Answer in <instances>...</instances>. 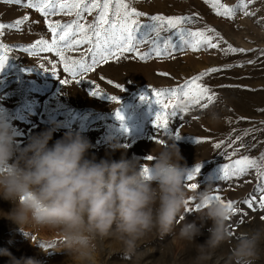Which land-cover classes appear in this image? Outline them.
<instances>
[{
	"label": "rangeland",
	"instance_id": "rangeland-1",
	"mask_svg": "<svg viewBox=\"0 0 264 264\" xmlns=\"http://www.w3.org/2000/svg\"><path fill=\"white\" fill-rule=\"evenodd\" d=\"M221 2L230 7L238 4V0ZM133 6L149 16L198 14L195 22L187 27L193 30L215 28L223 37L220 49L203 48L196 52L188 49L183 53L177 52L174 59L153 58L144 62L129 58L110 61L86 74L81 81L70 80L62 85L60 79H69V76L54 53L30 55L22 50L41 38L51 40L45 18L23 4L0 0V23L14 24L24 16L29 17L20 28H7L0 35V42L12 49L8 53L5 69L0 72V114L13 124L19 133L17 140L23 145L31 136L59 123L61 127L54 133L50 145L66 131H79L94 145L89 151L90 158L95 156L97 160L118 161L136 156L146 165L150 162L146 157H154L156 146L175 138L179 131L182 138L177 142L185 157L182 164L186 163L190 170L203 165L195 180L188 181L197 183L198 189L187 188V191L194 193L204 190L211 183L213 195L219 194L225 202H236L234 206L240 211L231 220L232 231L236 234L261 226L264 224V219H261L264 209L257 205L252 210L244 203L252 196H260L256 170L250 169L247 175L230 180H219V177L222 167L230 163L228 157L233 148L239 151L232 159L249 156L264 164V160L260 159L264 155V0H254L249 5V11L255 12V15L244 16L237 11L233 19L216 15L204 0H136ZM51 19L69 23L74 17L61 14ZM92 19L88 17L89 22ZM141 21L147 23L148 19L142 17ZM228 45L246 51H222ZM147 50V45L141 47V51ZM69 55L79 58L83 52H71ZM53 65H56L55 74ZM212 67L223 69L203 80L216 92L215 103L207 109L186 113L183 121L178 117L170 118L168 136L162 129L157 130L154 120L160 105L154 100L144 103L140 96H151L152 88H175ZM109 80L114 83L109 84ZM115 83L121 84L123 90L116 88ZM97 86L104 96L90 94ZM108 96L119 97L120 103L112 102ZM118 110L123 120L117 118ZM197 140L204 142L197 143ZM116 142L123 147L113 151L110 145ZM219 142L223 144L218 149L215 144ZM196 203L195 200L190 202L187 209L193 210L186 211L191 213L186 219L199 224L197 214L193 213ZM12 208L11 202L0 197V210L9 212ZM241 220L244 221L242 224ZM210 226L211 221H208L202 235L196 238V243L206 241ZM171 239L169 235L147 245L153 249V253L146 257V264H192L196 255L194 246H173L169 244ZM60 246L59 234L31 228L22 232L18 225L0 216V251L7 249L18 259L34 258L42 264H72L66 252H59ZM261 247L262 255L257 264H264V244ZM118 251L116 246L106 249L102 264H130ZM230 253L231 244L226 242L215 250L207 264H230ZM8 259L0 255V264H8Z\"/></svg>",
	"mask_w": 264,
	"mask_h": 264
},
{
	"label": "clouds",
	"instance_id": "clouds-1",
	"mask_svg": "<svg viewBox=\"0 0 264 264\" xmlns=\"http://www.w3.org/2000/svg\"><path fill=\"white\" fill-rule=\"evenodd\" d=\"M60 127L54 123L23 145L13 124L0 114V197L13 204L0 216L22 232L31 228L59 234V252H66L72 264H102L104 251L112 246L130 264H146L153 253L147 245L169 235L173 246H194L192 264H207L226 242L231 244L230 264L261 259L264 224L236 234L231 224L235 213L226 202L213 199L211 183L189 193L193 170L182 164L185 157L176 138L156 146L146 165L136 156L90 158L94 145L79 131H66L50 145ZM110 147L116 151L123 146L116 142ZM193 199L200 206L193 212L199 224L186 219ZM208 221V238L196 243ZM0 255L9 258L8 264H42L18 259L7 249Z\"/></svg>",
	"mask_w": 264,
	"mask_h": 264
},
{
	"label": "snow or ice",
	"instance_id": "snow-or-ice-1",
	"mask_svg": "<svg viewBox=\"0 0 264 264\" xmlns=\"http://www.w3.org/2000/svg\"><path fill=\"white\" fill-rule=\"evenodd\" d=\"M6 2L23 4L24 7L35 9L45 18L48 31L51 33V40L41 38L35 43L23 47L22 50L30 55L54 53L55 57L59 58L60 63L63 64V71L69 76V79H60L62 85L68 84L70 80L79 82L86 74L110 61L118 62L121 59L129 58L144 62L153 58L174 59L177 52L183 53L188 49L194 52L203 48L220 49V42L223 41V37L215 28L206 27L193 30L191 27H187V25L195 22L198 14L149 16L133 6L136 0H6ZM204 2L210 5L216 15L221 17L233 19L237 11H240L244 16L255 15V12L249 11V5L254 0H238L235 7H230L222 3L221 0H204ZM61 14L73 16L74 19L69 23L51 19L52 16ZM88 17H93L91 22L88 21ZM142 17H147L148 22H142ZM28 20L29 17L24 16L22 19L16 20L14 24L0 23V35L7 28H20ZM144 45L148 46L147 51H141V47ZM11 50V46L0 42V72H3L6 67L9 59L8 53ZM77 51L83 52V55L79 58L69 55V53ZM222 51L243 53L246 50L228 45ZM249 63L253 62L249 61ZM52 67L53 74H55L56 65ZM220 71L223 69L212 67L185 80L182 85L175 88H152L151 96L142 94L140 96L142 102L150 103L154 100L156 104L160 105V111L154 120L156 129H162L164 134L168 136L170 135V118L178 117L183 121L186 113L207 109L214 104L217 94L206 86L203 80L212 73ZM159 75L167 76L169 74L159 73ZM108 83L113 84L114 82L109 80ZM114 86L123 90V86L119 83H115ZM90 94L92 96H104L98 86ZM108 98L112 102L120 103V98L117 96H108ZM181 105L186 106L181 110ZM116 116L120 120L124 119L119 110L116 111ZM175 138L177 140L182 138L179 131ZM201 142L204 141L197 140V143ZM222 144L223 142L216 143L215 147L219 149ZM238 151L239 149L233 148L232 154L228 157L230 163L222 167V175L219 180L245 176L250 169H255L259 180L257 191L260 192V196L259 198L252 196L244 203L252 210H255L257 205L260 209H264V164L249 156L232 159ZM152 159V156L146 157L148 161ZM260 159L264 160V155ZM202 166H196L193 174L188 177L189 182L195 180V176L200 173ZM145 170L147 171V169ZM187 188L195 191L198 189V184L195 182L188 183ZM213 199L225 202L219 194L213 195ZM226 203L234 213L240 211L234 206L236 202L228 200ZM199 207V204H196L194 210H198ZM192 210L186 209V211ZM243 222V220L240 221L241 224Z\"/></svg>",
	"mask_w": 264,
	"mask_h": 264
}]
</instances>
